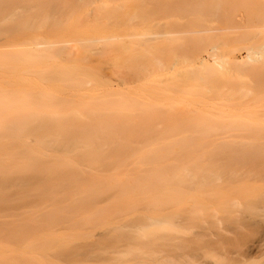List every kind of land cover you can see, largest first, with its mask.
Returning <instances> with one entry per match:
<instances>
[{
    "label": "rangeland",
    "instance_id": "rangeland-1",
    "mask_svg": "<svg viewBox=\"0 0 264 264\" xmlns=\"http://www.w3.org/2000/svg\"><path fill=\"white\" fill-rule=\"evenodd\" d=\"M123 1L126 2L123 4ZM167 1L170 2L168 3ZM171 1L172 0H0L1 45L14 42H27L30 40L28 37H26L28 36V31H26L27 29L21 28L19 26L17 27L20 22H26V25L30 23L41 24V26L38 27L36 25V28H38L37 32L42 34V38L46 39H59L60 37H63H59V35L63 32L61 31V28H55L56 26L60 25L61 22V24H65L64 26H70V28H72L70 32L65 33L68 36H64L70 38L76 37V35L73 33V31L76 29L74 23L78 22L76 24L84 25L85 23L90 22L89 24L92 25L97 24L99 29L102 30V34H107V36L112 34L111 37L113 39H101L99 38V34H87L84 37H89L91 39L84 43L81 51H78V49L65 44H59V46L56 48H51L48 51L35 50L34 54L40 59L42 58L41 60L48 59L50 61H60L62 60L61 58L75 57L77 53L82 54L81 56L83 58V63L71 61L70 63H73L69 64L74 65L72 67L74 69L79 71L82 70L81 72L83 74L80 75L82 76V79L80 78L81 80L78 78V80H71L68 78L69 76L66 75L65 77L63 76L64 78L62 77V79L59 77L60 75L55 76L44 71L29 69L28 67L30 65L25 59L20 57H10L13 63L22 65L24 69H19L15 72V76H17V78L13 77L12 75H0L1 82L5 83L9 89V95H24L36 104L57 106L64 110L77 109V111L80 110L79 112L82 113V116H84L85 119H87L89 116L88 113L81 111V107L79 109L80 102L90 103L94 105L96 109H99V107H104L106 108V113L104 112V114L111 112L110 116H119L121 113L120 118H126L127 126H124L123 128L124 131H130L129 134H126V132L117 128V130L119 129V132L121 131L120 133L124 132L126 134V136H123V133L121 135L123 137L120 136L121 138H130L133 142V138H135L134 136H137V138H135V140L137 139L136 142H131V146L136 150L132 147L130 148V146L125 147L124 149H122L123 147H115L114 149L113 146L109 147L106 145V148H104L103 145L98 149H92L91 146L84 147L81 144H76L73 146L68 145V148H63L60 147L56 140H54L51 136H49L47 139H53V143L45 142L44 144H40V148H37L34 144H29V147L24 149L18 144L19 141L17 139L0 143V151L3 153L12 150L13 154L20 155L29 151V154L41 159L38 161L40 164L44 166L47 165L46 167H53L55 165L54 168L56 167L60 169L61 167L63 172L69 173L71 176H73V178L76 176V179L73 180L72 184L70 186L68 185L72 189L71 192V189L67 186L69 189L67 188L66 196H69L70 198L67 197L69 200L67 199L66 204H70L68 206L69 211H66L67 205L65 206V209L63 208L64 206L59 207L60 209L63 208V210L66 211L61 212L62 209L58 210V213L60 214H56L60 218H57L55 216L56 214H48V208L44 209V204H40V201L39 206L37 201L40 199H35L34 197H32V200L29 198L31 201H27V203L23 202L22 205L19 203L21 206H18L19 204L16 202L18 204L16 206L17 209L0 212V224L3 222V224H10L11 226H14L16 232H25V234L26 232L30 234L32 232L35 234L38 233L40 229L43 230L46 228L45 226L47 221H50L48 222L52 224L51 226L55 230L56 234L52 235L50 240L55 241L52 242L55 244V247L52 249H46V244H43V246L39 245L40 242L44 243L43 240H40L37 245L41 247H37L35 245V250H41L46 255H48V258L45 259V261L47 260L46 262L40 261L36 263L34 261L35 264H194L196 257H198L196 260L200 259L202 262L201 263L199 260H197V262H195L197 264H205L207 262L209 264L264 263V255L256 252L249 243V241L251 242V240L257 236V229H259V233L264 232V225L262 224L263 228L260 226L261 224H257L255 226V223H251V221H245V223H247L245 226H248L249 224H253V226L249 225L248 229H245L244 226L242 227L243 229L240 228L239 231L236 232L240 233L244 230L243 234L242 232L240 233L242 236L237 235L235 237L236 234H234V237L237 239H233L232 233L225 232L227 233L226 235L231 238L232 247L230 245L229 247H224V245L211 247L205 251L206 253L203 255L200 254V256H198L199 252H204L203 250H200L196 254V257H190L191 259H189V261L187 260L188 258L181 257V254H184L185 252L194 253L196 250V243L195 245H191L192 242L189 241L190 247L188 246L186 249H181L179 247L180 245H185L186 243L185 246H187L189 243L188 240L187 242L183 241L186 239L184 237H180L183 240H180L179 238L176 241H169L170 244L167 246L158 244V242H156V238L159 237L157 234L162 229H164L163 226H165L167 223H170L172 227L174 225L178 227L184 222V218L181 213H169L168 211V213L162 215L158 214L160 213L163 205H165V201L163 198H161L163 197L164 191L167 192L166 190H168V192H170V189L175 190L176 186L177 188L179 187V189H184V191L189 194L183 193L184 191L181 192V189L180 192L177 189V193H179L176 196H174L173 193L168 194V192H164V196H167L168 194L167 198L173 194L170 199L174 197L175 203L176 201L180 202V205L183 206L190 204V200L188 201V199H191L193 191L201 193L204 188H218L219 186L217 187V185H221V181H218L217 184H214V182H216L215 179L217 174L216 176L214 175V180H206L210 183L207 184V182H202L200 180L202 176L201 174H207L203 168L197 170L202 171L199 172L200 177L198 176L199 174H197V176L193 178L194 173H189V171L194 172L193 169H191L193 167L190 166L191 157L198 153V150H200L199 148H201V145L204 143L203 141L205 139H212L218 135L221 136L229 135L231 133L234 134L238 131L240 134L241 132L246 133L253 130L256 131L258 126V130L264 126V76H261V73H264V65L260 68H263L260 74H254L256 69L255 66L259 63H264V0ZM107 4L109 5L107 6ZM24 17L26 19L31 17V20L24 21ZM97 19L100 21H96ZM44 20H48L50 23L47 21L46 22L49 25L52 24L53 21H58L60 23L57 24L55 22L57 25L53 23V25L55 24V27H53L46 25L47 23H45ZM139 20L141 21L143 28L139 30V33L141 32V34L135 37H129L127 34H130L129 31L131 32L132 30L128 31V29H132L133 27L137 28L135 24ZM80 22L83 23L81 24ZM131 22H134V25H132ZM116 23H118V26L115 25ZM174 23H178V26L180 25L179 27L177 26L180 30L176 29L175 31L176 26H174ZM120 24H122V26ZM8 26H15V29L11 30L10 32L3 31V28ZM184 26L188 27V29H186ZM167 31H171V33L168 35ZM113 33H118L120 37L116 38L117 35ZM123 34H125V36ZM113 35L115 37H113ZM121 36L122 39L119 40ZM114 38L116 39L114 40ZM114 42L121 44L123 43L124 45H130L132 43L137 44L139 48L135 47V44L130 45L131 48L130 46H127L130 48V50L133 49V47L137 49V51L132 50L136 57H132L134 55L130 54V50L129 53L126 52L129 48L127 50H123L124 46L122 47L121 44L117 45V47H122L120 52L123 50L125 51L124 54H122V52L119 53V49L116 50L117 47L113 50L112 47H115L114 45H116ZM186 43L188 46H191L189 47L190 49L188 51H185V48H182V46L184 47L185 45L186 49H188ZM178 45L183 51H181L179 48L177 49ZM107 46H109L113 51L112 54L110 52L109 56L104 55L108 58L104 56L100 57V50L104 47L106 48ZM173 46H176V48L174 49ZM201 46L204 47V49L201 48ZM159 47H162L161 52L164 51L163 53L159 52ZM164 47L166 49H164ZM198 47L200 49L197 50ZM249 47H252L251 52L248 50ZM140 49H142L143 52ZM144 49H147L146 52ZM139 50L142 52L141 54ZM256 52L259 53L256 54ZM198 53L201 56H199ZM128 54H130L131 57H129ZM138 54H140L141 57L137 59V56H139ZM249 54H252L253 57L256 56L258 61L256 59H250L248 57ZM114 55H119V59H122L123 56H126L127 58L129 57L128 59L136 62V65H133V63L130 61L131 63H126L128 64L126 66L125 62L127 58H123L119 62L117 59V63L115 59L116 57L113 58ZM93 58H96L97 60H93ZM134 58L136 61L133 60ZM123 61H125L124 64H119ZM138 63H140V66H138ZM81 64L86 65L87 67H84ZM93 65L97 68V71ZM133 66L136 67L134 68ZM142 66L144 71H142ZM92 67L95 71L91 69ZM140 68L142 69L140 70ZM251 71L254 72L250 73ZM257 76H261V78H258ZM29 78L46 79V82L48 83L49 81L50 84H48L47 87H39L38 89H35V86H33L34 88L29 86L31 89L27 88L28 90H25L23 87L24 84L22 86L20 81H25ZM72 82H74V84ZM42 89L47 91L40 93L39 91ZM63 89L65 92L62 91ZM90 93H99V99L90 95L87 97V94ZM96 99L98 101H96ZM79 112L72 115L75 117L78 116L80 117L79 119L84 120L81 115H78L81 114ZM97 113L98 116L100 113ZM22 116L36 118L37 120L39 118H43L30 113L23 114ZM101 116L102 115H99V117ZM108 116L109 114L106 115L105 119H108ZM162 116L167 118L162 120V118H164ZM48 117H50V115ZM156 117H159L160 119ZM114 118L118 119V117L115 116ZM114 118L108 120L114 121ZM139 120L142 123L144 122V124H141ZM251 120L255 122L253 123ZM115 121L118 123L120 122L119 125L117 124V127L120 126V128H122L121 126L126 125V122H124L125 124L121 123L124 120L120 121V119H118ZM133 121H137L135 123H138V125L135 123L131 124ZM246 123L248 126H252L251 130H248L250 128H246L248 131L242 130L245 129V125H247ZM129 124L132 125V127L136 125L137 128L136 126L132 128ZM139 124L143 125V128H141L142 126H139ZM239 125L242 128H240ZM253 126H257L254 127L256 130L253 128ZM6 128L8 130H13L12 125H8ZM114 130L117 132L116 128ZM131 130H133V132L135 131V135L133 132H131ZM145 131L147 134H145ZM140 132H142L141 134L143 135H139ZM119 134L117 132L118 136ZM128 135H131V137ZM31 139L35 138L31 136ZM150 142L151 144H149ZM199 152H201V150ZM117 155H119L120 159H118ZM110 156L111 158L109 159ZM189 157L190 161L188 159ZM123 158L125 159L122 161ZM112 159H114L115 162ZM117 159L118 162L116 161ZM91 161L92 163H89ZM96 161H98V163ZM103 162L106 164H103ZM68 163L70 164L68 165ZM152 167H156V170ZM157 170L162 171H159L160 173L157 174ZM163 171L164 173H162ZM177 172L181 173L182 175L184 174V179H187L185 181L183 179L184 182L181 181V179L178 180L176 175H174ZM75 173L78 174L79 178H77ZM148 173L152 174L153 176L150 175V178H148ZM154 173H156V175ZM220 173L223 172L221 171ZM166 174L170 177H167ZM156 176H159L161 178L160 180L163 178L164 181L166 180L170 183L163 187L159 179L153 180ZM173 176L174 180H171ZM175 178H177L180 184L176 182L177 180H175ZM77 179L80 180L76 181ZM115 180L116 182H119V184H115ZM136 180H141L139 183L142 186L139 185ZM135 181L136 184L138 183V185H134ZM173 181H175L177 185L176 183H172ZM186 181L189 182L186 183ZM194 181L198 186L193 183ZM200 181L203 184L199 183ZM127 182H130L131 184H128ZM141 182H144V184ZM156 182L159 186L162 185L160 186L159 190H153L158 187ZM183 183L187 184L185 185L186 187L183 186ZM75 184L77 187L74 186ZM79 184L84 187L83 191L80 190L81 192L78 190V188L82 189L79 187ZM153 184L157 186L155 188H151ZM131 185H133L132 187H136L131 188ZM89 186L90 188L94 187V190H91L90 188L88 189ZM95 186L99 187H96V189ZM145 186L147 189L150 188L149 192L153 190L152 192H155L159 195L160 198L158 197V199H161L160 202L164 201L162 205L158 203V207H162L156 209L155 205H157V202L155 201L156 204H154L155 202L151 200L155 199L150 197L152 195L149 196L147 194L138 192L141 187L145 188ZM122 188H128L129 190L124 191ZM130 189L135 190L133 191L135 194H133ZM74 190H76L79 196H81L83 193L90 192V190L94 192L98 191L99 193L96 194V192L91 197H87L89 200L86 199L84 202L83 199H80V203L78 202L79 200H75L73 196L74 194H71L75 192ZM101 191L103 192L101 193ZM127 192H131L132 194L128 195L129 193ZM177 193L175 192V194ZM215 193L217 194L216 191H211L210 194L214 195ZM218 195L219 194L216 196ZM180 197H183V199H180ZM70 201L72 203H70ZM157 201L159 202V200ZM168 204H170V202H168ZM102 207H104V209H102ZM134 207L136 209H134ZM127 209L129 211L132 210V212H129ZM98 210L103 211H99L101 213L97 214ZM31 212L32 214L35 213L34 215L37 217L39 215L40 218H44V216H46L47 221L45 223L42 221H33L34 223H30L29 217L27 219L25 217L30 216L29 214ZM75 215L77 216L73 217ZM103 215H106L107 217H104ZM87 216L92 217L91 222L89 223L91 225L88 224V220L90 221V219L85 218ZM101 216L104 218L100 220ZM160 217L162 218L160 219ZM82 218H85L83 219V222ZM15 219L19 220V222L13 224L11 221ZM78 221H80V225L82 223L81 227L79 226L75 228V226H73L74 228H71L70 224H74V222L76 223ZM215 223L219 228L222 226L220 225L222 223H217L216 219ZM83 224L85 225L83 226ZM68 225H70V228H65ZM145 225L147 227L151 225L150 227L146 228V231L151 227H155V225L157 228L158 226H163L159 228H162L159 232L149 234V236L151 235L150 238L148 235H146V239L144 237L145 235H143V240H147V242L144 243L143 240V242H140L139 240V238L141 239V236L137 238L136 235L153 232V228H151V232L150 230L146 232L145 229L144 231H141L143 228H145ZM157 228L154 230H158ZM138 230L143 233L141 234ZM71 232H78L76 234L81 235L75 237V235L73 236V234H70ZM119 232L122 234L120 235ZM131 232L133 234L137 233L136 235L131 236H135L134 238L139 240L137 241V239H135L137 243L133 244V238L129 236L128 239V235L125 237L126 240H129V242L128 240L127 242L124 240L125 237H123V234L128 233L131 235ZM225 233L223 232V235ZM115 234L118 235V239L116 238L117 235L115 236ZM68 235L72 237L66 238ZM88 235L90 236L88 237ZM167 235L171 237L173 234L168 233ZM259 235L260 234H258V236ZM59 236L64 237L63 244H59L56 241V238ZM120 236L123 239H121ZM130 239H132L131 242ZM83 242H86V244L84 245ZM233 243L235 244L233 245ZM17 244H19L18 241L17 243L13 244L17 251L20 249V251L23 249L26 251L25 248ZM132 246L135 248L138 247L136 248L137 250L140 247L142 251L138 250L133 252ZM185 246L182 248H185ZM28 249L30 250V248ZM56 249L65 251L63 253L60 250V255H56ZM71 249L73 250L71 251ZM231 250L233 252H231ZM49 251H53V253L50 254ZM235 251L237 254H235ZM155 256L157 257L156 260ZM123 258L124 260L122 262ZM215 259L218 261L216 262ZM22 260L23 259L21 258H17L13 260L12 263L6 262L4 264H28L29 262L24 261V263H22ZM34 262L29 264H34Z\"/></svg>",
    "mask_w": 264,
    "mask_h": 264
},
{
    "label": "bare ground",
    "instance_id": "bare-ground-1",
    "mask_svg": "<svg viewBox=\"0 0 264 264\" xmlns=\"http://www.w3.org/2000/svg\"><path fill=\"white\" fill-rule=\"evenodd\" d=\"M109 2H112V1H109ZM124 2H126V1H123V4H124ZM128 2H130V1H128ZM167 2L169 3L170 1H167ZM105 5H103V6H105ZM108 5L109 4H107V6ZM111 5H112V3H111ZM113 5H115V4H113ZM127 6H129V5H127ZM101 7H102V3H101ZM111 7H114V6H111ZM24 18H23V20H24ZM30 18L29 19L25 18L24 21L31 20ZM98 19H100V18H98ZM98 19L96 21H98ZM23 20H20V21H23ZM100 20H102V19H100ZM46 21L48 22V20H46ZM46 21H45V23H47ZM55 22L56 21H53V23H55ZM142 22H143V20H142ZM41 23H44V22H41ZM48 23H50V22H48ZM48 23L46 25H49ZM53 23L50 24L49 26L55 27V24L56 23L58 24L60 22L57 21L54 25H53ZM61 23H60V25L56 26L55 28H58V27L61 28V31H63V32L59 35V37L60 36H63V37H60L59 39H52V38L46 39V38H42L41 37L42 34L37 32L38 28H36V25L38 27V26H41V24L30 23V24L26 25V22H20L17 25V27L19 26L21 28L27 29L26 31H28V36H26V37H28L30 40L27 42H14V43H9V44H2V45L0 44V75H8V76L12 75L13 77L17 78V76H15V72L19 69H24V67L18 63H13L12 60L10 59V57H16V58L20 57V58L25 59L29 63V65H30L28 67L29 69H33L36 71H44L46 73H50V74H53L55 76L60 75L59 77H61V78L63 76L65 77V75H66V76H69L68 78L71 80L80 79L82 77L80 75L83 74L81 72L82 70L80 69L81 71H79L77 69H74V68H72L74 65H69V64L73 63V62L70 63L71 61L83 63V58L81 56L82 54L77 53L75 57L61 58L62 60H60V61L59 60L58 61L57 60L50 61L48 59L47 60H41L42 58L40 59L38 56H36L34 54L35 50L37 49L38 51H48L51 48H56L57 46H59V44H65L67 46H72L73 48L78 49V51H81V48L84 46V43L87 42L89 39H91L89 37H84L85 35H87V34L98 35L99 34V38H101V39L113 40L111 37L112 34H110V36L109 35L107 36V34H104V33L102 34V32H101L102 30L99 29L97 24L92 25V24H89L90 22H87L88 24L85 23L84 25H79V24H76V23H78V22H76V23H74L76 29L75 30L73 29L74 30L73 33L76 35V37H74V38L64 37V36H68L65 33L70 32L72 30V28H70V26L66 27V26H64L65 24H61ZM120 23H122V22H120ZM131 24L134 25V22H131ZM115 25L118 26V23H116ZM120 25L122 26V24H120ZM123 25H126V24H123ZM135 25L137 28L133 27L132 29H128V31L132 30L131 31L132 33L130 31H129L130 34L126 33L127 35H129V37L130 36L135 37V36L141 34V32L139 33V30L142 28L141 21L140 20L137 21V23ZM174 26H176L175 31H176V29L180 30V29H178V27L180 26V25L178 26V23L175 24ZM184 27L186 29H188V27H186V26H184ZM129 28H131V27H129ZM3 29H4L3 31L10 32L11 30L15 29V26H8V27L3 28ZM182 29H184V28H182ZM190 30H191V28H190ZM206 30H208V29H206ZM196 31H198V30H196ZM167 32H168V35H169V33H171V31H167ZM113 34L117 35L116 38L120 37L118 33H113ZM55 35H57V34H55ZM123 35L125 36V34H123ZM113 37H115V36L113 35ZM116 38H114V40ZM121 39H122V36L119 40H121ZM115 44H116V45H114L115 47H112L113 50L117 47V45H120L121 43H115ZM134 44L135 43H132L130 45H134ZM121 45H122V47L123 46L125 47V49L123 47V50H127L129 48L127 46H130L129 44L128 45L125 44L126 45L125 46L123 43ZM187 46H188V44H187ZM199 46H200V44H199ZM202 46H201V48L204 49V47H202ZM122 47H117L116 50L119 49V53L122 52V54H124L125 51L122 50L120 52ZM135 47H138V45L135 44ZM135 47H133V49L130 50V48H131V46H130V48L126 51L127 53H129V50H130V54L134 55L132 57H136L135 54L132 52V50L137 51V49ZM189 47H191V46H188V49H186L185 45H184V47L182 46L183 49L185 48L184 49L185 51H188L190 49ZM196 47H197V45H196ZM159 48H160L159 52L163 53L164 51L161 52L162 47H159ZM175 48H176V46L174 47V49ZM178 48H179V45H178L177 49ZM182 48H179V49L181 51H183ZM147 49H148V47H147ZM147 49H144L145 52ZM158 49H156V50H158ZM164 49H166V48L164 47ZM198 49H200V48L198 47L197 50ZM140 50H142V49H140ZM140 50H139V52H140ZM248 50H250V52H251L252 47H249ZM148 51H149V49H148ZM200 51H202V50H200ZM110 52L112 54L113 51L111 50V48L109 46H107L106 48L104 47L103 49L100 50L99 54L101 56L100 55L99 56L100 57H102L104 55L109 56ZM142 52H143V50H142ZM142 52H140V54ZM258 53L259 52H256V54H258ZM116 54H117V52H116ZM130 54H128L129 57H131ZM140 54H138L139 56H137V59L139 57H141ZM125 55H127V54H125ZM198 55L201 56L199 53H198ZM118 56L119 55L113 56V58L116 57L115 58L116 62H117V59L119 62L123 58L124 59L127 58L126 56H123L122 59H119L120 56H119V58H118ZM104 57H107V56H104ZM248 57L252 60L256 59L258 61L257 57L256 56H255L256 58L253 57L252 54H249ZM50 59H52V58H50ZM95 59L93 58V60H95ZM115 59H113V60H115ZM127 59H126V62L123 61V62H120L119 64H121V63L124 64V62H125V64L126 63L130 64L132 62L133 65H136L135 64L136 62H133L132 60H130V59L127 60ZM259 59H261V58H259ZM98 60H100V59H98ZM133 60H135V58ZM113 62H115V61H113ZM137 62H138V60H137ZM140 63H138V66H140L139 65ZM81 65L84 67H87L86 65H83V64H81ZM127 65L128 64H126V66ZM131 65H129V66L132 67ZM263 65H264V63L263 64L259 63L255 66V68H256V69L254 68L255 72H258V73H255L254 71H251L250 73L254 72V74H260V72H262V69H263V68L262 69H260V68L263 67ZM93 67H95V66L93 65ZM93 67L91 69H93ZM133 67L135 68L136 66H133ZM121 68H122V66H121ZM142 68H143V66H142ZM142 68H140V70ZM89 69H90V67H89ZM95 70L97 71V68ZM251 70H253V69H251ZM142 71H144V68ZM263 74L261 73V76H264ZM261 76H257V77L261 78ZM59 77H57V78H59ZM69 79H64V80H69ZM46 81H47L46 79L29 78V79H26L25 81H20V82L22 83V86L24 84L23 87L25 88V90H28V89H31V88H29V86L32 88H34L33 86H35V89L36 88L38 89L39 87H47V85L50 83H49V81H48V83ZM72 83L74 84V82H72ZM46 91L47 90L42 89L39 92L43 93ZM62 91L65 92L64 89ZM60 92H61V89H60ZM8 93H9V89L7 88V85L5 83H2L0 80V143H5L6 141L17 139L19 141L18 144L21 145L24 149H27L29 147L28 146L29 144H34L37 148H40V144H44L45 142L50 143L54 139L59 144V146L63 147V148H68L69 147L68 145L73 146L76 144L77 145L81 144L84 147L91 146L92 149H98L99 147H102L103 145H104V148H106L105 147V145H106L109 147L113 146L114 149H115V147L116 148L117 147L118 148L123 147L122 149H124L125 147H129V146L131 148L132 147L131 144L136 142V140H137V139L135 140V138H137V136H134L135 138H133V140H134L133 142L130 138L129 139L128 138L126 139V137H124V139L121 138L123 136H126V134H129V131H130V130L127 131L126 129H125L126 131H124L123 127L127 126V122H126L125 117L120 118L121 113L119 114V116H116V115H114V116L118 117V119H120V121L124 120L121 123L126 122V125L121 126L122 128H120V126L117 127V124L119 125L120 122L119 123L116 122L115 120H118V119H115L114 116H110L111 112L107 113L110 116V117L108 116L107 118L108 119L114 118V121L116 123L113 120L111 121V120L105 119L107 114H104L105 109H106L104 107H99V109L101 108L99 111V109H96L95 106L90 104V103L80 102L79 109L81 107L82 108L81 111L88 113V116H89L87 119H85L84 116H82V113L79 112L80 110H78V111H77V109L64 110V109H61L57 106L36 104L24 95L12 96V95H9ZM100 94H102V93H100ZM89 95L94 96L97 99H99L98 97H100L99 93H95V94L90 93V94H87V97H89ZM103 96H104V94H103ZM97 99H96V101H98ZM119 103H117V104H119ZM122 105H123V103H122ZM71 112H73V113H71ZM78 112L81 113L78 115L79 116L81 115L84 118V120L79 119L80 117H78V116H76V117L73 116L74 113H78ZM97 112H99L100 113L99 115H102L104 118L102 116L99 117V115L97 116V114H98ZM29 113L32 115L41 116L43 118H39L37 120L36 118H28V116H22L23 114H29ZM49 115H50V117H48ZM125 116H126V113H125ZM159 117H156V118H159ZM162 117H164V118H162V120H165V118H167L165 116H162ZM134 120H136V119H134ZM110 121H111V123L113 122L115 124H113V123L111 124ZM128 122H130V121H128ZM135 122H137V121H133V123H131V124H134ZM11 123H16V124H11ZM140 123L144 124V122L142 123L141 121H140ZM248 123H249V121H248ZM135 124L138 125V123H135ZM257 124H260V123H257ZM263 124H264V122H263ZM263 124H260V125H263ZM8 125H12L13 130H8L6 128ZM114 125H116V126H114ZM130 126L132 127V125H130ZM135 126H133V127H135ZM139 126H142L141 128H143V125L139 124ZM245 126H246L245 129H242V130L248 131V130L252 129L251 128L252 126L250 127V126H248V124ZM14 127H16V128H14ZM114 127L116 128V130H117V128L121 129L122 131L126 132V134L124 132L120 133L121 131L119 132V129H118L117 132H118V134L120 133L118 136L117 132L114 130L115 129ZM234 127H235V125H234ZM254 127H257V126H253V128ZM258 127L256 128L257 130L254 128L256 131L253 130V131L246 132V133L240 131L241 134L238 133L239 132L238 131L237 133H234V134L231 133L229 135H221V136L218 135L212 139H209V140L205 139L203 141L204 143L201 145V148H199L201 150V152H199L200 150L197 149L198 153L194 154L191 157L190 166L193 167L191 169H193L194 172L189 171V173L190 172L194 173L193 178H195L197 176V174H199V172H202V171H197V170L200 168H203L205 173H207V174H201L203 177L201 176V179L200 178L199 179L202 182H207V184L210 183L209 181H206V180H214L215 179L214 177L217 174V177L215 179L216 182H214V181L213 182H214V184H217L218 181L219 182L221 181V185L220 184L217 185V187L219 186L220 188L219 187L218 188H204L201 193H197L196 191H193L191 199L190 198L188 199V201L190 200V204L182 206V205H180V202L176 201L177 204L175 203L174 197H172L173 200L170 199V197L173 196V194H174V196H176V195H178V193L181 190H182L181 192L184 191V189L180 188L181 189L180 190L179 187L177 188V186H176V188L174 187L175 190L170 189L169 190L170 192H168V190H166L168 192V194L173 193L169 196V198H167L168 194H167V196H164L165 191L163 192V197H161V198H163V200L166 202L165 203L162 200L166 206L163 205V207L165 206L164 208L162 206L158 207V203L162 205L163 202H160L161 199H158L159 195L156 194L155 192H152V191L153 190H159L160 186L163 185V187H165V186H167L168 183H170V182H167L166 180H165L166 181V183H165L163 178H162V180H160L161 178L159 176H156L154 179L152 178L153 180L159 179V181H161L162 185H160V186L156 182L158 185V187H157L158 189L155 188L157 185H154V184H153L154 186L152 185L151 188H155V189H153V190L151 189L152 191H150V192H149L150 188L147 189L146 186H145V188H142V187L140 188V190L138 192H141L143 194H147L149 196L152 195L150 197L155 198V199H151V200L153 202H155V201L157 202V205H155L156 209L162 207L160 210V213H158V214L162 215V214L168 213V211H169V213H175V212L181 213L183 218H184L183 219L184 222L182 223V225H179L178 227L174 225L175 227L174 226L172 227L170 225V223L169 224L167 223L168 225L166 224L165 226H163L165 224L164 223L163 225L158 226V228H157L156 227L157 224H156L155 227H151V228H153V230H152L153 232H151V228L149 229L151 233L148 232L149 230L146 231V228L150 227L151 225H149L148 227L145 225V228H143L141 231H144V229H145V231L148 233L145 234L142 232L143 233L142 234L141 231L138 230L142 235L137 234L138 233V231H137V233H134V234L131 232V235L128 234L129 232L124 233L126 235L123 234V237L128 235V239H129V236L131 237L132 235L137 234L136 235L137 238H139V236H141V239L139 238V240L141 242L144 237L146 238V235L149 236V234H154L156 232H159L162 229V228L161 229H159V228L163 226L164 229H162L159 233L162 235L164 234V235L162 236L158 233L157 235H159V237L156 238L157 241L155 239V241L158 242V244H163L164 246H167L168 244H170L169 241H172V240L176 241L180 237L186 238L184 240L182 238H180V240H183L186 242L188 240V242L189 241L192 242L191 245L192 244L195 245V243H196V246H195L196 250L194 253L188 252L189 253L188 254L187 252H185L184 254H181V257L188 258L187 260L189 261V259H191L190 257H194V256L196 257V254L200 250H203L204 252H199L198 256H200V254L203 255L204 253H206L205 251H207V249L211 248V247H217V246H222V245H224V247L225 246L229 247V245L231 246V244H232L231 238L228 237V235H226V234L232 233L233 239L237 235L242 236V234L244 233V230H243V232L241 231L242 234H240L241 232L240 233L238 232L240 235L236 232L239 231L240 228L247 225V223H245V221H251V223L252 222L255 223V226L257 224H261L260 226L263 228V225H264V129L263 128H264V126H263V128L260 127L261 129H259V130H258ZM136 128H137V126H136ZM237 128H239V127H237ZM240 128H242V127L240 126ZM243 128H244V126H243ZM246 128H250V129L246 130ZM129 129H131V128H129ZM238 130H240V129H238ZM131 132H133V130H131ZM123 133H124V135L121 136ZM141 133L142 132H140L139 135H143ZM133 134L135 135V131L133 132ZM133 134H131V135H133ZM145 134H147L146 131H145ZM131 135H128V136L131 137ZM31 136L34 137L35 139H31ZM49 136L53 137V139H51V140L47 139ZM151 142L149 144H151ZM132 148H134V147H132ZM137 149H139V148H137ZM128 150H129V148H128ZM28 152L20 154V155H15L12 153V150L9 152H5V153L0 151V212H6V211H11V210L17 209L16 206L19 203H21V205L23 202L27 203V201L32 200V197H34L35 199L39 198L40 200L37 201L38 204H39V201H40V204H44L43 208L44 209L48 208V214L51 213L50 215H55L56 213H58V210H61V209H62L61 210V212H62V211H64L63 208L65 209L66 207H67L66 211H69L68 206L70 204L67 205L66 201L70 197L66 196V194H67L66 191H67V188L72 184L73 180L76 179V176H75V178H73V176H71L69 173L63 172L61 170L62 169L61 167H60V169L56 168V167L54 168L55 165L53 167H46L47 165L44 166L38 162L39 160H41L40 158H36L35 156L29 154ZM117 156H118V159H120L119 155H117ZM110 158H111V156L109 157V159ZM125 158H123L122 161ZM118 159L116 160L117 162H118ZM188 159L190 161V157ZM112 160L114 161V159H112ZM99 161L101 162L100 159H99ZM96 162L98 163V161H96ZM104 162H103V164H106ZM151 162H152V160H151ZM89 163H92V161ZM69 164L70 163H68V165ZM62 166H63V164H62ZM66 166H67V164H66ZM182 167H184V166H182ZM152 168L155 169L156 167L155 168L152 167ZM186 169H188V168H186ZM212 169L215 172H213ZM184 170H185V168H184ZM66 171H68V170H66ZM80 171H82V170H80ZM159 171L161 172L162 170H157L156 173L159 174L160 173ZM221 171L223 173H220ZM68 172H70V171H68ZM77 173H78V171H77ZM156 173H154V174L156 175ZM162 173H164V171ZM162 173H161V175H162ZM79 174H81V173H79ZM148 174H149L148 178H150V175L153 176L150 173H148ZM167 174H169V173H167ZM167 174H166V176L170 177ZM76 175H77V178H79L78 174H76ZM163 175H165V174H163ZM174 175H176L178 180L181 179V181H183V179H184L183 175L184 174L182 175L181 173L177 172ZM198 176L200 177V174ZM177 178H175V180H177ZM191 178H192V176H191ZM186 179H184V181ZM79 180L80 179H77L76 181H79ZM171 180H174V176H173V178H171ZM178 180L176 182H178V184H180ZM136 181L139 183V181H141V180H136ZM136 181H135L134 185H138V183L136 184ZM201 181L199 183H202ZM106 182H107V180H106ZM176 182L173 181L172 183H176ZM187 182H189V181H186V183ZM116 183L119 184V182H116V180H115V184ZM127 183L131 184L130 182H127ZM141 183L144 184V182H141ZM193 183H195V181ZM197 183H198V181H197ZM159 184H160V182H159ZM183 184H184L183 186L187 185L185 183H183ZM139 185H141V184L139 183ZM176 185H177V183H176ZM74 186L77 187L76 184ZM132 186L133 185H131V188L136 187V186L135 187H132ZM79 187L82 188V189L78 188L79 191L84 190L83 189L84 187H82L81 185ZM96 187H99V186H95V188ZM163 187H161V188H163ZM192 187H195V186H192ZM89 188H90V186L88 187V189ZM93 188H90V189L94 190ZM108 188H109V186H108ZM108 188H107V190H108ZM64 189H66V190H64ZM115 189H116V187H115ZM177 189L179 190L178 193H177V191H178ZM91 190H90V192L83 193L81 196H79V194L76 192V190H74L75 192L71 193V194H74L73 196H74L75 200H79L78 202L81 201L80 199H83V202H84V200H86V199L89 200L87 197H91L96 192H97L96 194L99 193L98 191L94 192ZM123 190L125 191V190H129V189L125 188ZM71 191H72V189L70 190V192ZM131 191L133 193V191H135V190L132 189ZM211 191H216L217 194H219V195L216 196L217 195L216 193L214 195H212V194H210ZM102 192L103 191H101V193ZM167 192H165V193H167ZM175 192L177 194H175ZM127 193H129V192H127ZM127 193H126V195H127ZM132 193L130 192L128 195H131ZM183 193L189 194L186 191H184ZM133 194H135V193H133ZM161 196H162V194H161ZM26 198H28V199H26ZM34 198H33V200L35 201ZM181 198L183 199V197H180V199ZM157 200H159V202ZM141 201H144V200H141ZM171 201H174V202H171ZM156 202L154 204H156ZM168 202H170L171 205L168 204ZM70 203H72V202L70 201ZM40 204H39V206H40ZM21 205L19 204L18 206H21ZM59 207H63V208L60 209ZM104 207H106V206H104ZM104 207H102V209H104ZM134 209H136V208L134 207ZM66 211H64V212H66ZM99 211H101V210H98L97 214L101 213L103 210L101 212H99ZM129 212H132V210H130ZM34 214H32V212H31L29 214L30 216H27L25 218L27 219L29 217L30 223L31 222L32 223L40 222V221L45 223L47 221L46 216H44V218H42V217L40 218L39 215L37 217ZM58 214H60V213H58ZM181 214H180V216H181ZM55 216L57 218H60L57 216V214ZM76 216L77 215H75L73 217H76ZM90 216L85 217V218L90 219V221L88 220V224L91 222L92 217H90ZM92 216H93V214H92ZM94 216H95V214H94ZM103 216L105 217L106 215H103ZM103 216H101L100 220L102 218H104ZM167 217H169V216H167ZM216 217L218 218V220ZM85 218H82V222H83V219H85ZM112 218H114V217H112ZM161 218L162 217H160V219ZM215 219H216L217 223H222V224H220L222 226L219 225L221 229L218 226H216ZM80 220H81V218H80ZM179 220H181V219H179ZM48 221H47L46 226H45L46 228H44L43 230L40 229V231H38V233H36V234L34 232H32L31 234L26 232L27 235L25 234V232H16L14 226H11L10 224H6V223L3 224L4 222L2 224H0V264H4L6 262L12 263V261L17 259V258L23 259L22 263H24V261H29L28 264L33 263L34 261L36 263L40 262V261L46 262L47 260L45 261V259L48 258V255H46L41 250H35V249H36V246L41 247V246L37 245L38 242H40V240H43L44 243L40 242L39 245L43 246V244L44 245L46 244L47 245L46 249H52L55 247V244L52 243L55 241L50 240V237H52V235H56L55 230L52 228V226H51L52 224L49 223L50 221L49 222ZM11 222L13 224H16L19 222V220L15 219V220H12ZM77 223L79 224L80 221H78L76 223L74 222V224H70L71 228H74L73 226H75V228L79 227V226L81 227L82 223H81V225L80 224L78 225ZM84 223H85V221H84ZM40 224H43V223H40ZM86 224H87V221H86ZM70 225L66 226L65 228H67V227L70 228ZM84 225L85 224H83V226ZM89 225H91V224H89ZM249 225L253 226V224H249ZM249 225L245 226V229L246 228L248 229ZM156 228L158 230L155 231L154 229H156ZM257 230H258L257 231L258 234H260V235L258 236V234H257V236L255 238H253L251 240V242L249 241V243H250V246L256 252L264 255V232L259 233V229H257ZM262 230H260V231H262ZM221 231H223L224 233L225 232H227V233H225L223 235V232H221ZM76 233H78V232H76ZM76 233L71 232L70 234L71 235L73 234V236L75 235V237H78L79 234H76ZM80 233H82V232H80ZM168 233H171L173 235H171V237H169L167 235ZM32 234H34V235H32ZM67 234H69V233H67ZM119 234H120V232H119ZM234 234H236L235 237H234ZM116 235L117 234H115V236ZM143 235H145V236L143 237ZM89 236L90 235H88V237ZM150 236H149V238H150ZM166 236H167V238H166ZM64 237H65V235H64ZM64 237L59 236L58 238H56L57 239L56 241L59 244H63L64 243L63 242ZM69 237H70V235L66 236V238H69ZM120 237H119V240H120ZM134 237H131V238H133V244L137 243V241H139L137 238H134ZM116 238L118 239V235L116 236ZM168 238H170V239H168ZM121 239H123V238L121 237ZM135 239H137V241ZM235 239H237V238H235ZM124 240H126V237ZM127 240H126V242H127ZM131 240L132 239H130V242H131ZM17 241L19 242V244H17V245L22 246L23 248H25L26 251H24V249L22 251H20L21 250L20 248H22V247H20L19 248L20 250L17 251V249L13 245L14 243H17ZM143 241H144V243L147 242V240H143ZM150 241H152V240H150ZM183 241H182V243H183ZM237 241H235V242H237ZM128 242H129V240H128ZM180 242H178V243H180ZM190 242L188 243L187 246H185L186 245V243H185V245H180L179 247L181 249H186V247H188V246L190 247ZM85 244H86V242L84 243V245ZM234 244L235 243H233V245ZM184 246H185V248H182ZM67 247H69V246H67ZM78 247H79V245H78ZM132 247H130V248H132ZM28 248H30V250ZM32 248H34V249H32ZM58 248H61V247H58ZM136 248H138V247H136ZM136 248L133 247V252L138 251V250L142 251V249L140 247L138 250ZM46 249H42V250H46ZM61 249H63V248H61ZM60 250L56 249V251H57L56 255H60ZM72 250L73 249H71V251ZM233 250H235V249H233ZM61 251L64 253L65 250H61ZM49 252H50V254L53 253V251L52 252L49 251ZM58 252H59V254H58ZM76 252H78V251H76ZM231 252H233V251L231 250ZM239 252H240V250H239ZM79 254H80V252H79ZM139 254H140V251H139ZM235 254H237L236 251H235ZM196 258H198V257H196ZM196 258H195V262H197V260L200 261V259L196 260ZM156 259H157V257L155 256V260ZM123 260H124V258L122 259V262H123ZM52 261L55 262L54 260H52ZM215 261H216V259H215ZM35 262H34V264H35ZM193 262H194V260H193ZM195 262H194V264H197ZM209 262H211V261H209ZM207 263H205V264H207ZM38 264H40V263H38Z\"/></svg>",
    "mask_w": 264,
    "mask_h": 264
}]
</instances>
